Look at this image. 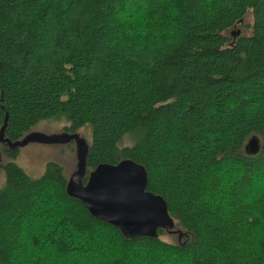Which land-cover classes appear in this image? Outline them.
<instances>
[{
    "label": "trees",
    "instance_id": "16d2710c",
    "mask_svg": "<svg viewBox=\"0 0 264 264\" xmlns=\"http://www.w3.org/2000/svg\"><path fill=\"white\" fill-rule=\"evenodd\" d=\"M60 117L91 128L83 183L135 162L184 240L124 236L56 162L22 170ZM0 137V264H264V0H0Z\"/></svg>",
    "mask_w": 264,
    "mask_h": 264
},
{
    "label": "water",
    "instance_id": "95a60500",
    "mask_svg": "<svg viewBox=\"0 0 264 264\" xmlns=\"http://www.w3.org/2000/svg\"><path fill=\"white\" fill-rule=\"evenodd\" d=\"M1 140L2 137L0 143ZM21 142L19 146L23 145ZM258 150L259 140L251 138L245 151L255 154ZM86 152L80 172L67 179L66 190L79 199L93 216L116 226L129 238L157 237L158 227L164 228L165 224L172 222L165 200L146 190V170L131 160L125 159L116 165H100L88 174L83 183Z\"/></svg>",
    "mask_w": 264,
    "mask_h": 264
},
{
    "label": "rangeland",
    "instance_id": "374dc122",
    "mask_svg": "<svg viewBox=\"0 0 264 264\" xmlns=\"http://www.w3.org/2000/svg\"><path fill=\"white\" fill-rule=\"evenodd\" d=\"M250 23L251 17L247 15L244 24ZM67 125L66 119L60 117L41 122L32 128L21 140L23 145L19 146L16 164L33 178L40 176L45 170L46 163L51 161L63 167L66 179L73 177L76 172L79 173L84 153L91 142V128L87 124L75 136H69L63 131ZM130 142V138L124 139V145H130ZM6 161L8 160L1 154V163ZM3 180L4 174L0 170V186ZM173 226V222L163 226L165 231L160 235L162 240L171 243L184 240L183 234H178L181 231Z\"/></svg>",
    "mask_w": 264,
    "mask_h": 264
}]
</instances>
